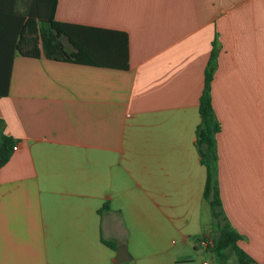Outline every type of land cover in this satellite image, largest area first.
Segmentation results:
<instances>
[{"label":"crops","instance_id":"1","mask_svg":"<svg viewBox=\"0 0 264 264\" xmlns=\"http://www.w3.org/2000/svg\"><path fill=\"white\" fill-rule=\"evenodd\" d=\"M55 18L126 42L128 65L15 55L0 97L17 146L0 167V264H118L122 244L132 259L120 264H211L186 228L217 236L198 215L196 146L215 40L222 208L264 264V0H58Z\"/></svg>","mask_w":264,"mask_h":264},{"label":"trees","instance_id":"2","mask_svg":"<svg viewBox=\"0 0 264 264\" xmlns=\"http://www.w3.org/2000/svg\"><path fill=\"white\" fill-rule=\"evenodd\" d=\"M57 4L58 0H0V97L9 94L13 59L17 53L33 58L45 55L56 60L127 67L126 42L116 40L105 30H87L80 25L58 21L55 18ZM85 29L84 33L82 30ZM91 47H96V58L90 54L94 51ZM216 55L215 40L200 97L201 121L196 130L197 150L207 168L204 198L211 208L213 226L217 231L213 245L207 249L213 251L219 264H226L228 251L236 254L240 264H258L238 246L243 237L229 223L222 208L217 178V134L221 124L215 115L211 95ZM15 144V139L5 132L4 119L0 118V167L10 160ZM104 243L116 248L110 241L104 240Z\"/></svg>","mask_w":264,"mask_h":264},{"label":"rangeland","instance_id":"3","mask_svg":"<svg viewBox=\"0 0 264 264\" xmlns=\"http://www.w3.org/2000/svg\"><path fill=\"white\" fill-rule=\"evenodd\" d=\"M264 85V83H263ZM261 104H262V111H261V124H260V134H261V143H262V151L260 154V158L264 163V88H262V95H261ZM258 159V157H256ZM197 191V190H194ZM205 201V200H204ZM197 212V210H196ZM198 215L201 217V221L208 222L212 220L211 210L209 208L208 204H204L201 210L199 211ZM195 216V215H194ZM186 218L183 219V224L185 222ZM188 221V219H187ZM206 228H202L201 224H189L186 228V230L191 232V241L193 244H195V248L199 252V255L201 256V260H207L211 264H219L217 259L212 258L214 253L207 249V247L204 245V241H210L211 238H207L204 240V231ZM226 264H240L239 261L236 259V257L232 254L228 255V260Z\"/></svg>","mask_w":264,"mask_h":264},{"label":"water","instance_id":"4","mask_svg":"<svg viewBox=\"0 0 264 264\" xmlns=\"http://www.w3.org/2000/svg\"><path fill=\"white\" fill-rule=\"evenodd\" d=\"M132 259V256L129 254L125 244L118 246L117 255L115 258V263H125Z\"/></svg>","mask_w":264,"mask_h":264},{"label":"built area","instance_id":"5","mask_svg":"<svg viewBox=\"0 0 264 264\" xmlns=\"http://www.w3.org/2000/svg\"><path fill=\"white\" fill-rule=\"evenodd\" d=\"M14 149H17V146H14ZM204 245L206 247L212 246L213 245V241H204ZM203 264H209L208 262H204Z\"/></svg>","mask_w":264,"mask_h":264}]
</instances>
